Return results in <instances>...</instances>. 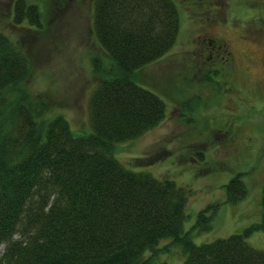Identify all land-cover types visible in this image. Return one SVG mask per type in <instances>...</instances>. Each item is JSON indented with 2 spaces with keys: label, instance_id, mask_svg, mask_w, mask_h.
<instances>
[{
  "label": "trees",
  "instance_id": "16d2710c",
  "mask_svg": "<svg viewBox=\"0 0 264 264\" xmlns=\"http://www.w3.org/2000/svg\"><path fill=\"white\" fill-rule=\"evenodd\" d=\"M11 22L42 27V0H10ZM93 36L107 59L92 56L98 81L89 93L90 131L76 133L63 115L23 84L28 55L0 30V264H170L157 245L182 248L179 264H264L250 230L195 244L192 230L210 228L218 204L184 231L188 192L174 180L132 168L118 144L156 127L167 114L161 96L135 72L174 45L179 18L173 0H91ZM226 202L242 199L240 175Z\"/></svg>",
  "mask_w": 264,
  "mask_h": 264
},
{
  "label": "rangeland",
  "instance_id": "374dc122",
  "mask_svg": "<svg viewBox=\"0 0 264 264\" xmlns=\"http://www.w3.org/2000/svg\"><path fill=\"white\" fill-rule=\"evenodd\" d=\"M173 1L176 42L135 72L137 83L163 98L167 114L142 136L118 144L116 154L126 165L186 189L184 231L200 210L218 204L210 228L192 230L195 244L250 230L246 242L264 250V0ZM42 2L37 29L12 23L10 0H0V30L28 55L31 72L23 87L49 103L48 118L63 115L74 132H88L87 99L98 81L91 57L106 59L93 36L91 0ZM208 38L224 42L225 60L215 64L220 72L211 80L202 51ZM238 174L247 192L226 202L225 185ZM156 249L160 261L185 258L170 238Z\"/></svg>",
  "mask_w": 264,
  "mask_h": 264
},
{
  "label": "flooded vegetation",
  "instance_id": "af4514ba",
  "mask_svg": "<svg viewBox=\"0 0 264 264\" xmlns=\"http://www.w3.org/2000/svg\"><path fill=\"white\" fill-rule=\"evenodd\" d=\"M216 41V40H215ZM212 38H208L206 41V47L202 49V51H206V64L209 65L212 70L206 75V80H211L213 75H218L220 70L215 68V64L218 61H224L225 56L222 54L223 44H217ZM195 46V45H194ZM199 55H204L203 53H198ZM221 74V73H220Z\"/></svg>",
  "mask_w": 264,
  "mask_h": 264
}]
</instances>
